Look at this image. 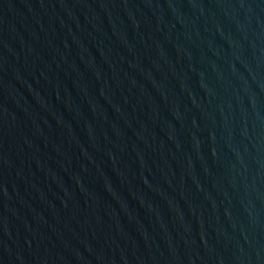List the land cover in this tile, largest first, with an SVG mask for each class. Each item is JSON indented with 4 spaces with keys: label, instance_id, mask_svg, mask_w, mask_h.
I'll use <instances>...</instances> for the list:
<instances>
[{
    "label": "water",
    "instance_id": "obj_1",
    "mask_svg": "<svg viewBox=\"0 0 264 264\" xmlns=\"http://www.w3.org/2000/svg\"><path fill=\"white\" fill-rule=\"evenodd\" d=\"M0 264H264V0H0Z\"/></svg>",
    "mask_w": 264,
    "mask_h": 264
}]
</instances>
